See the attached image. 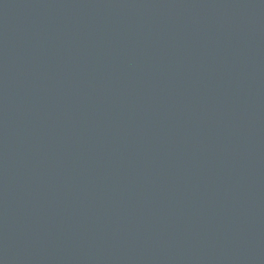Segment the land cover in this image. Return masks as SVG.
Returning a JSON list of instances; mask_svg holds the SVG:
<instances>
[{
  "label": "water",
  "instance_id": "95a60500",
  "mask_svg": "<svg viewBox=\"0 0 264 264\" xmlns=\"http://www.w3.org/2000/svg\"><path fill=\"white\" fill-rule=\"evenodd\" d=\"M0 264H264V0H0Z\"/></svg>",
  "mask_w": 264,
  "mask_h": 264
}]
</instances>
